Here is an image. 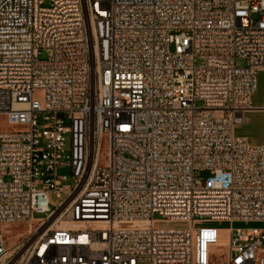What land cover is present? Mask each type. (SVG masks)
<instances>
[{"label": "built area", "instance_id": "built-area-1", "mask_svg": "<svg viewBox=\"0 0 264 264\" xmlns=\"http://www.w3.org/2000/svg\"><path fill=\"white\" fill-rule=\"evenodd\" d=\"M261 71L264 0H0V264H264Z\"/></svg>", "mask_w": 264, "mask_h": 264}, {"label": "rangeland", "instance_id": "rangeland-1", "mask_svg": "<svg viewBox=\"0 0 264 264\" xmlns=\"http://www.w3.org/2000/svg\"><path fill=\"white\" fill-rule=\"evenodd\" d=\"M44 57H42L43 59ZM238 64H241L238 62ZM35 96L38 98H41L40 93H35ZM252 106L256 108H261L264 104V71L257 73V86L256 91L252 96L251 100ZM243 118L245 120L244 124L236 125L234 127V136L236 137H242L246 138L248 143L252 146H260L264 145V113L262 112H248L243 115ZM58 175L66 176L67 180L64 181V184H69L70 179V172L67 168H61L58 170ZM65 195H61V198H57L55 194H51L49 197V201L51 203V206H57L58 203L64 199ZM44 219L43 215H34L33 220H41ZM256 225L255 223H248L245 224L243 222H237V223H219V224H213V226H216L219 229L225 230L228 228H250ZM170 228H182L183 225H169ZM197 227H200L197 225ZM28 228V225H14L9 227L8 229L13 233V235L20 234L26 232ZM8 244L11 243L10 238L7 240Z\"/></svg>", "mask_w": 264, "mask_h": 264}, {"label": "bare ground", "instance_id": "bare-ground-1", "mask_svg": "<svg viewBox=\"0 0 264 264\" xmlns=\"http://www.w3.org/2000/svg\"><path fill=\"white\" fill-rule=\"evenodd\" d=\"M34 222H30V223H28V228H27V230H26V232H24V233H20L19 235H24V234H26V233H28L29 231H32V224H33ZM42 229V228H41ZM40 229V230H41ZM13 232V231H12ZM19 235L18 236H16L15 238H13L12 240H11V243H15L16 241H17V238L19 237Z\"/></svg>", "mask_w": 264, "mask_h": 264}, {"label": "crops", "instance_id": "crops-1", "mask_svg": "<svg viewBox=\"0 0 264 264\" xmlns=\"http://www.w3.org/2000/svg\"><path fill=\"white\" fill-rule=\"evenodd\" d=\"M254 224V223H253ZM259 227H264V223H255Z\"/></svg>", "mask_w": 264, "mask_h": 264}]
</instances>
